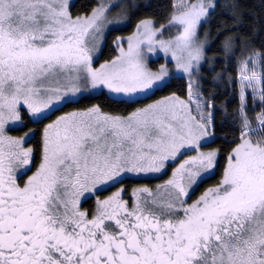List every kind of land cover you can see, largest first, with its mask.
I'll use <instances>...</instances> for the list:
<instances>
[{
    "label": "snow or ice",
    "instance_id": "snow-or-ice-1",
    "mask_svg": "<svg viewBox=\"0 0 264 264\" xmlns=\"http://www.w3.org/2000/svg\"><path fill=\"white\" fill-rule=\"evenodd\" d=\"M114 8L122 10L109 19ZM214 10L203 0H177L166 25L141 20L127 48L118 37L119 54L95 67L106 29L128 22L121 0H99L76 17L70 0H0V264H264V107L255 127L246 111L249 96L264 106V51L237 60L232 42L240 37L222 46L237 64L231 83L239 85L240 142L221 180L190 204L219 154L201 150L214 135L213 114L203 108L215 105L194 97L191 81L187 102L173 93L126 114L94 104L57 116L43 127L31 175L35 150L25 144L32 129L8 134L9 126L24 125L22 113L46 119L86 90L106 89L122 103L163 90L173 70L150 69L147 57L157 50L191 76L204 60L198 26ZM172 27L173 38L157 39ZM187 152L195 155L163 184L134 189L131 204L120 188L93 210L81 209L86 194L121 183L125 174L164 173Z\"/></svg>",
    "mask_w": 264,
    "mask_h": 264
},
{
    "label": "trees",
    "instance_id": "trees-1",
    "mask_svg": "<svg viewBox=\"0 0 264 264\" xmlns=\"http://www.w3.org/2000/svg\"><path fill=\"white\" fill-rule=\"evenodd\" d=\"M175 2L176 0H137L135 8L129 11L127 26H124L122 29L111 30L106 34L102 54L99 55L95 64L99 61L110 59V57L116 54L114 41L116 40L117 32L123 36H128V33L134 30L138 20L144 18H152L157 24L164 23L169 19V14L172 13ZM95 4L96 0H73L70 12L74 16L86 14L93 9ZM213 5H215V10L210 11L206 21L200 25L199 29L207 43L205 49L207 61L205 66L201 68L200 74L193 84V88L204 99L209 100L211 104L215 105L211 109L204 108L206 111L211 110L213 114L211 131L214 135L203 146L219 149V154L213 173L203 178L202 182L190 192L188 202L200 194L205 187L217 184L221 180L227 156L235 144L238 143L242 130L240 115L236 111L240 106L239 85L231 83V80L237 77V64L236 60L228 61L226 59L228 52L223 50L222 46L230 37H240L239 41L232 42L233 47L237 48V60L245 58L253 50L264 51V0H213ZM233 13L237 14L236 21L232 18ZM240 20H242V23H238ZM234 23H238V26L233 27ZM225 28L228 30L225 31ZM169 80L168 87H164L163 90H156L155 94L136 98V103H122L120 102V98L118 99L104 91H99L97 94L82 95L71 103L65 102L58 106L59 110H53V112L49 113L46 119L41 118L40 120L32 121L22 113V119L26 126L18 125L9 128L8 134L13 133L18 137L29 129H32V134L26 142L28 146L35 150L32 171L40 159V132L43 129V125L48 123L54 115L64 113L65 111L90 107L94 104H99L104 112L119 115L126 114L136 107H142L173 93L180 98H185L189 87L187 79L174 75ZM213 81L215 83H212ZM75 101H78V103ZM262 107L264 106L260 104L258 99L253 101L251 96H249L246 111L254 127L256 126L254 117L261 112ZM165 176L166 172L158 176L156 175V177H124L121 183L98 190L96 191L97 194L94 195L101 196L112 188L122 185L125 189L126 197L129 198L128 192L135 186L146 184L154 186L158 181L161 182ZM93 201V196L91 195L90 198L82 202L83 207L88 211L93 210Z\"/></svg>",
    "mask_w": 264,
    "mask_h": 264
},
{
    "label": "rangeland",
    "instance_id": "rangeland-1",
    "mask_svg": "<svg viewBox=\"0 0 264 264\" xmlns=\"http://www.w3.org/2000/svg\"><path fill=\"white\" fill-rule=\"evenodd\" d=\"M73 0H70V7H71V2H72ZM108 2V0H105V3H107ZM176 2H177V0H176ZM175 2V3H176ZM189 2H191V3H195L196 2V0H189ZM203 2H204V4L206 5V6H211V5H213V0H203ZM98 4H99V0H96V4L93 6V8H95V7H97L98 6ZM121 5H122V8L124 9V10H126V14H127V17L129 16V11L131 10V9H133V8H135V6L137 5V0H121ZM121 8H114L110 13H109V19H112V18H114V17H117L118 16V14L121 12ZM92 11V10H91ZM91 11H89L88 13H86V14H82V15H89L90 13H91ZM73 17H76V16H74V15H72ZM144 19H152V18H144ZM144 19H140V20H138V22L136 23V25L141 21V20H144ZM153 20V19H152ZM169 20V19H168ZM168 20L167 21H165L164 23H161V24H157V23H155V27H160V25H166L167 23H168ZM203 22H205V21H202V23ZM201 23V24H202ZM200 24V25H201ZM200 25L198 26V29H197V44H200L201 46H202V49H203V56H204V60H203V62H202V66L201 67H199L196 71H194V72H192V74H191V76H189L188 74H185V73H181V72H178V71H175V62L174 61H171V62H169L170 61V57L169 56H166V54L163 52V51H159V50H157L156 52H153L152 54H150L148 57H147V59H148V62H149V67H150V69L151 70H153V71H155L156 69H158V67L161 65V64H167V66L170 68V69H172L173 70V75L172 76H174V75H176V76H181V77H184V78H186L187 79V81H188V86H189V81H191V90H192V93H193V96L195 97V95H197V94H199L198 93V91H196V89L195 88H193V84L195 83V81L197 80V76H199V74H200V70H201V68L203 67V66H205V63H206V61H207V56H206V54H205V49H206V45H207V43L205 42V40H204V38H203V36L201 35V33H200ZM124 26H127V24L126 25H124ZM123 26V27H124ZM123 27H120L119 29H122ZM136 31V26H135V28H134V30L133 31H131L130 33H128V36H130V35H132L134 32ZM109 31H107V29H106V34L108 33ZM178 33V29L177 28H175V27H172V28H169V29H167L166 31H164V33H163V35L162 36H159V37H157V39H164V40H168V39H170V38H173L176 34ZM106 34H105V36H104V39H103V44H104V42H105V38H106ZM117 35H116V40H117V38L119 37V38H123L124 40H125V42L123 43V47H125V48H127V43H126V38L128 37L127 35H121V33H119V32H117L116 33ZM115 40V41H116ZM115 41H114V44H115V46H116V54L115 55H113L112 57H110V59H107V60H111V59H113L115 56H117L118 54H119V47L117 46V44L115 43ZM161 59V60H160ZM97 60V59H96ZM96 60H95V62H96ZM106 60H104V61H99V62H97L96 64L94 63V66L95 67H98L99 66V64H101V63H104ZM170 79V78H169ZM99 91H104V92H106L107 94H109L108 92H107V90L106 89H103V88H99V89H95V90H86L84 93H82V94H78L75 98H73V100H75L76 98H78V97H80V96H82V95H86V94H97V92H99ZM151 94V93H150ZM109 95H111L112 97H114L112 94H109ZM149 95V94H148ZM143 96H137V97H135V99L136 98H142ZM188 97H189V87H188V91H187V94H186V97L185 98H181L182 100H185L186 102L188 101ZM116 98V97H115ZM119 99V98H118ZM155 101V100H154ZM153 101V102H154ZM153 102H150V103H153ZM149 103V104H150ZM60 106V105H59ZM190 107H191V109H192V114L193 115H196L197 113H196V106H195V104H191L190 105ZM72 111V110H71ZM209 111H211V110H208V111H206V110H204V108H203V112H204V114H207ZM65 112H69V111H65ZM64 112V113H65ZM64 113H60V114H57V115H54L53 116V118L48 122V123H50L52 120H55L56 119V117L57 116H59V115H62V114H64ZM110 113V112H109ZM111 114H113V113H111ZM118 115V114H117ZM47 124V123H46ZM45 125V124H44ZM44 125H43V127H44ZM16 126H18V125H13V126H9V128H13V127H16ZM42 127V128H43ZM211 127H212V125L209 127V132H211V133H213L212 131H211ZM43 130V129H42ZM42 130H41V132H40V139H42ZM13 134V133H12ZM10 134L11 136H17V135H15V134ZM22 136V135H21ZM210 138V137H209ZM208 138V139H209ZM208 141V140H207ZM206 141V142H207ZM240 142V140L238 141V143ZM236 145V144H235ZM25 147H30V146H28L27 144L25 145ZM235 147V146H234ZM211 149H213L212 147L210 148V147H202L201 148V150L202 151H208V150H211ZM189 155H195V153L194 152H187V153H185V155L183 156V157H181L180 158V160H178V161H176L175 163H173V164H170L168 167H167V169H166V176L163 178V180L161 181V182H157L154 186L153 185H137V186H135L132 190H130V192H128V194H129V198L128 197H126V193H125V191L122 193V197H123V199H125V200H127L128 202H129V204H131V202H132V193H133V190L134 189H137V188H141V187H149V188H152V189H155V187L157 186V185H160V184H163L164 183V181H166L169 177H170V175H171V172H172V170H173V168L174 167H176V166H178V164L180 163V162H182V160L183 159H187L188 158V156ZM228 157V156H227ZM39 163H40V159H39V161H38V163L34 166V168H33V170L31 171V172H28L27 173V175H31V173L33 172V171H35V168H36V166H38L39 165ZM226 165H227V160H226V162H225V167H226ZM214 171V170H213ZM213 171H211L210 173H208L207 175H205L203 178H206L207 176H210L212 173H213ZM224 171V170H223ZM164 172V173H165ZM164 173H160V174H142V175H135V174H125L124 176H123V178L124 177H130V178H134V177H140V178H145V177H156V175L158 176V175H161V174H164ZM27 175H25L24 176V179H27ZM223 176V175H222ZM122 178V179H123ZM216 184H212V185H210V186H207V187H205L204 188V190L200 193V194H198L196 197H194V199H191V201L190 202H188L189 204L190 203H192L193 201H195L196 199H198L208 188H210V187H213V186H215ZM108 186H111V185H106V186H103L102 188H100V190L101 189H106V187H108ZM120 188H124L122 185H120V186H116V187H114V188H112L111 190H109L106 194L105 193H103L101 196H99V195H94V194H97V192L95 191L93 194H86V197L85 198H82V202L83 201H85L86 199H88V198H90V196L92 195L93 196V205H94V208L96 207V201L97 200H103V199H106L107 197H109V196H111L114 192H116V191H118ZM127 194V195H128ZM82 202H81V209L82 210H86L84 207H83V204H82Z\"/></svg>",
    "mask_w": 264,
    "mask_h": 264
}]
</instances>
